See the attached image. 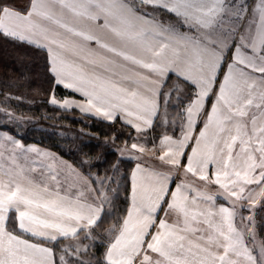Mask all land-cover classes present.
I'll list each match as a JSON object with an SVG mask.
<instances>
[{
  "label": "snow or ice",
  "instance_id": "obj_1",
  "mask_svg": "<svg viewBox=\"0 0 264 264\" xmlns=\"http://www.w3.org/2000/svg\"><path fill=\"white\" fill-rule=\"evenodd\" d=\"M0 35L46 50L48 104L119 121L131 143L116 151L136 161L127 207L100 241L117 165L101 176L83 170L90 158L77 167L0 133V264H264L254 220L264 206V0H30L26 13L0 3ZM56 87L80 99H59ZM146 154L163 168L141 163Z\"/></svg>",
  "mask_w": 264,
  "mask_h": 264
},
{
  "label": "trees",
  "instance_id": "obj_2",
  "mask_svg": "<svg viewBox=\"0 0 264 264\" xmlns=\"http://www.w3.org/2000/svg\"><path fill=\"white\" fill-rule=\"evenodd\" d=\"M0 3L26 13L30 0H0ZM161 19L168 22L169 18L165 15ZM52 90V77L48 71L45 50L0 35V108H7L15 116L23 117L22 120L9 122L5 114L0 112V130L20 139L24 144L33 143L46 148L77 167L90 158L89 164L83 165V170H90L94 174H111L112 166L117 165L118 175L122 180L120 193L112 210L113 215H106L100 228L94 230L100 241L106 242L109 237L105 230L116 223L127 207L125 190L129 188L128 175L135 161L119 158L115 148L126 140L130 143L128 130L121 127L119 121L109 123L88 117L76 109L69 112L48 104ZM55 94L58 97L71 95L60 87L55 88ZM161 130V127H156L149 134L159 138ZM168 133L170 134L169 131ZM171 134L177 135V132ZM113 136L116 137L115 143L112 142ZM107 211L106 208L105 212ZM254 220L257 240L264 241V206H257ZM67 241L62 243H71ZM100 241H97L98 245ZM60 247L61 245H56L57 259ZM95 251L99 258L103 255L104 248L97 247Z\"/></svg>",
  "mask_w": 264,
  "mask_h": 264
},
{
  "label": "rangeland",
  "instance_id": "obj_3",
  "mask_svg": "<svg viewBox=\"0 0 264 264\" xmlns=\"http://www.w3.org/2000/svg\"><path fill=\"white\" fill-rule=\"evenodd\" d=\"M251 3H252V1H250V4H251ZM174 95H175V94H174ZM208 107H210V104L208 105ZM170 110H171V109H170ZM157 124H159V121L157 122ZM161 129H162V130H161V133H163L164 129H163V128H161ZM168 131L170 132V134H171L172 132L176 131V132H177V135H176V136H179V127H177L175 130H173L171 127H169V128H168ZM134 135H135V134H134ZM148 135H149V141H150L149 146H151V141H152V138H153V134H148ZM130 143H131V141H130ZM130 143H129V146H130ZM123 146H124V144H122V145H117V148H118V147H123ZM117 148H115V151H116ZM116 152H117V151H116ZM117 154H118V156H119V153H118V152H117ZM119 158H120V157H119ZM125 159H127V158H125ZM133 161H134V160H133ZM147 162H149L150 164H153V165L159 166L160 168H163V166L160 165V162H159L158 160L153 159V158L148 159L147 156L145 155V156L143 157L141 163H147ZM179 179H180V177H178V176H174V177H173V181H174V182H178ZM196 184H197V186H202V185H203V182H201V181H199V180H196ZM207 187H208L210 190H212V191L215 190V186H213V185H208ZM248 207H249V205H247V204L244 205L243 215H244L245 217H247L248 215H250V213L247 211ZM256 209H257V208H256ZM160 215L162 216L163 213H161ZM245 223H247V221H245ZM257 241H258V240H257ZM67 242L74 243V241H67ZM67 242H66V243H67ZM71 243H70V244H71ZM58 256H59V255H58Z\"/></svg>",
  "mask_w": 264,
  "mask_h": 264
},
{
  "label": "crops",
  "instance_id": "obj_4",
  "mask_svg": "<svg viewBox=\"0 0 264 264\" xmlns=\"http://www.w3.org/2000/svg\"><path fill=\"white\" fill-rule=\"evenodd\" d=\"M250 1H252V0H248V2L250 3ZM45 52H46V50H45ZM47 53V52H46ZM60 88H62V89H64L63 87H60ZM65 90V89H64ZM66 91H68V90H66ZM69 92V91H68ZM69 96H71V97H73V98H75V99H80V97L77 95V94H72L71 93V95H69ZM64 97H66V96H62V97H58L57 96V98H59V99H62V98H64ZM85 115V114H84ZM92 118H95V117H92ZM96 119V118H95ZM0 133H7V132H5V131H2V130H0ZM7 134H9V133H7ZM10 135V134H9ZM12 136V135H11ZM14 137V136H13ZM15 139H18V138H16V137H14ZM18 140H20V139H18ZM21 141V140H20ZM22 142V141H21ZM148 143L150 144V141H148ZM151 143H152V141H151ZM22 144H24V143H22ZM24 145H35V146H37L38 148H40V149H43V150H47V151H50V150H48V149H46V148H43V147H41V146H39V145H36V144H33V143H30V144H24ZM50 152H52V151H50ZM52 153H54V152H52ZM56 154V153H55ZM58 157H60V158H62L61 156H59L58 154H56ZM146 156H147V158L148 159H151V158H153V159H155L154 157H152L151 156V154H146ZM63 160H65V161H67L66 159H64V158H62ZM69 162V161H68ZM5 163H7V161H5ZM21 163H23L22 161H21ZM70 163V162H69ZM71 164V163H70ZM135 164H136V161H135ZM135 164H134V167H135ZM143 164H145V166H152V167H156V168H158V169H162V168H160L159 166H156V165H153V164H150L149 162H147V163H143ZM133 167V168H134ZM206 190H208V191H210V192H212V190H210L208 187H207V189ZM217 201H218V203H225L226 204V202L225 201H223L220 197H217ZM227 206V205H226ZM14 215V214H13ZM170 220H171V218H169ZM237 224H238V226H239V220L237 221ZM18 231H19V229H17Z\"/></svg>",
  "mask_w": 264,
  "mask_h": 264
}]
</instances>
